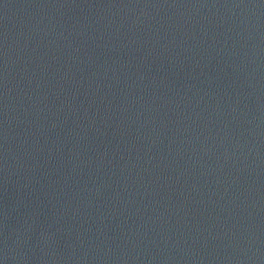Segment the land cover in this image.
Returning a JSON list of instances; mask_svg holds the SVG:
<instances>
[{
    "label": "water",
    "instance_id": "95a60500",
    "mask_svg": "<svg viewBox=\"0 0 264 264\" xmlns=\"http://www.w3.org/2000/svg\"><path fill=\"white\" fill-rule=\"evenodd\" d=\"M0 264H264V0H0Z\"/></svg>",
    "mask_w": 264,
    "mask_h": 264
}]
</instances>
